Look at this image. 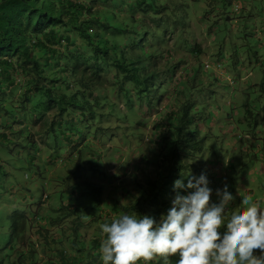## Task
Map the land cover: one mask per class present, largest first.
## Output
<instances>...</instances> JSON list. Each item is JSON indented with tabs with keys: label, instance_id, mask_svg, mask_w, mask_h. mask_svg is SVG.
<instances>
[{
	"label": "rangeland",
	"instance_id": "374dc122",
	"mask_svg": "<svg viewBox=\"0 0 264 264\" xmlns=\"http://www.w3.org/2000/svg\"><path fill=\"white\" fill-rule=\"evenodd\" d=\"M145 1L154 12L147 16L136 14L135 19L141 24L132 23L128 13L113 15L106 9L100 10V18L112 27L128 23L132 27L141 25L143 28L139 26V30H148V39L140 55L144 59L154 56V68L164 79V85L152 95L151 105L148 100L140 103L136 95L130 94L132 104L127 106L125 98L117 97L107 80L95 89L96 95H107V98L101 100L100 103H105L101 109L95 108L100 114L97 121L81 131L85 133L86 143L82 146V159L92 161L95 171H102L104 175L97 176L90 169L83 174L87 181L100 187L98 205L95 206V200L89 196L77 192L69 199L76 205V213L66 217L67 223L80 217L84 226L79 232L89 238L101 236L100 225L105 223V212L115 202L131 204L136 200L138 193L134 186L137 181L156 177L159 166L155 168V164L162 161L158 157L168 151V140L174 137L170 125L175 121L169 120L168 115L170 111L179 113L180 105L188 100L194 104L191 113L195 116L190 129L195 131V140L201 142L196 141L186 172L207 175L209 187L213 189L211 202L217 201L216 189L225 185L235 197L232 207L240 205L245 193H251L254 200H264V92L258 89L261 82L264 86V79L254 88L251 85L245 88L242 79L256 68L250 66L249 59L264 55L257 35L244 27H234L228 0ZM101 34L109 41H120L111 31ZM241 64L247 68L238 75ZM44 71L48 75L52 73L51 68ZM74 90L72 84L71 91ZM161 94L162 99L157 103ZM55 112L51 111L32 128V133L39 132L35 136L37 139L42 125L47 124ZM72 139L80 141L77 136ZM37 146L41 149L37 162L42 173L34 182L38 180L48 191L64 189L68 195L73 183L76 184L73 177L78 163L75 152L65 148L50 162L46 160L50 151L39 142ZM17 150L21 151L14 149L11 156V152L0 149V157L8 159L5 167L12 175L9 181L13 187L20 185L18 178H23L24 171L17 173L18 178L15 172L26 165L24 152L18 155L15 154ZM89 166V162L84 165ZM23 204L20 193L9 195L0 191V248L9 239V218L14 209ZM34 208L38 214L45 215V207ZM30 232L26 231L25 238L28 239ZM160 263L164 264V260ZM169 264H175L174 257L169 258Z\"/></svg>",
	"mask_w": 264,
	"mask_h": 264
},
{
	"label": "trees",
	"instance_id": "16d2710c",
	"mask_svg": "<svg viewBox=\"0 0 264 264\" xmlns=\"http://www.w3.org/2000/svg\"><path fill=\"white\" fill-rule=\"evenodd\" d=\"M102 9L113 15L128 13L129 19L136 24H141L135 19L136 14L147 16L154 12L145 0H0V149L11 152L12 156L14 149L19 148L21 151L15 154L23 151L26 162L23 169L15 172L18 178L17 173L24 171L23 178H18L20 185L13 187L9 181L12 175L5 167L8 159L0 157V191L9 195L20 193L23 199L22 193L30 192L31 187L36 189L31 194H36L32 200L14 209L9 218V239L0 248V251L5 250L1 263L7 260V264H25L33 254L31 249L27 254L21 249L29 246L25 236L31 228L30 216L36 213L34 206L39 207L49 199L48 194H43L45 186L39 185L38 180L34 182L42 173L37 162L41 150L37 146L39 142L51 153L47 161L57 159L65 148L74 151L78 160L73 176L76 184L73 183L71 192L67 195L64 189H59L55 206L46 211L47 215L48 212L53 214L49 223L59 228V242L51 241L61 244L68 240L66 249L70 252L55 248L56 255L48 264H101L97 252L101 236L95 235L88 240L85 233L79 232L84 224L78 216L71 223L66 222L67 216L76 213V205L69 199L77 192L89 196L95 200V206L98 205L100 187L87 181L83 174L90 169L95 175L104 176L102 171H95L92 161L82 159V146L86 143L81 128L90 127L100 116L95 108H102L105 103L100 102L106 100L107 95L100 97L95 89L102 87L106 80L117 97L125 98L127 106L132 104L130 94L136 95L140 103L148 100L151 105L152 95L164 85V79L154 68V56L144 59L140 55L148 39V30H139L141 25L132 27L128 23L112 27L100 18ZM102 31L115 33L120 41L105 39ZM49 67L52 73L48 75L44 70L50 71ZM72 84L74 91H71ZM161 99L162 94L157 97V103ZM193 107L188 100L180 105L179 113L170 111L168 119L175 121L170 125L174 137L168 140V151L158 157L162 161L155 164V168H160L156 177L137 181L134 186L138 193L136 200L131 204L115 202L105 212V222L135 212L158 220L167 211L175 195L173 182L189 169L188 159L196 141L201 142L195 140V131L190 129L195 123L191 113ZM53 110L55 114L42 125L37 139L35 136L39 132L32 133V128ZM86 162L89 167H84ZM27 182L32 184H25ZM39 230L45 243H49V229L41 227ZM161 259L158 257L150 264H161Z\"/></svg>",
	"mask_w": 264,
	"mask_h": 264
},
{
	"label": "clouds",
	"instance_id": "9594fccd",
	"mask_svg": "<svg viewBox=\"0 0 264 264\" xmlns=\"http://www.w3.org/2000/svg\"><path fill=\"white\" fill-rule=\"evenodd\" d=\"M173 191L158 220L135 212L100 225L101 264H150L158 257L164 264L170 257L175 264H264V200L245 193L232 207L235 197L225 185L211 202L204 172L183 173Z\"/></svg>",
	"mask_w": 264,
	"mask_h": 264
},
{
	"label": "crops",
	"instance_id": "0c3cea01",
	"mask_svg": "<svg viewBox=\"0 0 264 264\" xmlns=\"http://www.w3.org/2000/svg\"><path fill=\"white\" fill-rule=\"evenodd\" d=\"M228 2L231 5L233 12L232 22L234 24V27H236L237 29H242L241 27H244L246 30H251L253 34L257 35L259 46L264 50V0H228ZM249 63L251 64L250 66L255 65L256 68L254 71H249L247 74H245L244 77L242 76V79H244L245 81V88L247 87V85H251L254 88L255 85H258V82H261L260 79H264V55L263 57L257 58L256 56L253 59H249ZM246 68L247 65L241 64V66L238 68L240 70L238 75H242L241 71H244ZM220 72L219 73L222 74V71ZM250 77L252 79H250ZM258 89L264 92V86L262 82L260 83ZM35 191V187H31L30 192H28L27 194L22 193L24 197V204H28L32 200V197H34L36 194H33V196H31V194ZM57 192L58 190L56 189H53V191H48L45 188V190H43L44 195H49V199L47 200V202L41 204V206L45 207L46 211L51 210L50 208L55 206L53 204L56 203ZM53 195H55V197ZM46 215V213L44 215L38 214L36 212L32 216H30L31 228L29 230L31 232L27 239L29 246L25 248L23 246L21 247V249L25 254H27L28 249H31L33 251V254L29 256L25 264H48L52 260L51 258L56 255L55 248H65V251H67V253L70 252L68 249H66V242H68V240H63L64 242L62 241L61 244L57 243V241L59 242L57 238L59 235V228H57L56 226H52L49 223L53 214L51 212H48V215ZM41 227L49 229L48 234L52 236H50L49 238V243H45V240L42 239L41 234L38 232L40 231L39 229H41ZM86 238L88 239L89 237H87L86 235ZM90 238L92 237L90 236ZM51 239H56V243H54V241H51ZM4 253L5 250L1 251L0 258H2ZM54 260H56V258ZM2 262V264H7V260H4Z\"/></svg>",
	"mask_w": 264,
	"mask_h": 264
}]
</instances>
